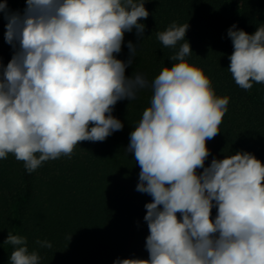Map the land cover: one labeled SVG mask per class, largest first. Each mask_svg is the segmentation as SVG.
I'll use <instances>...</instances> for the list:
<instances>
[{"label": "clouds", "instance_id": "9594fccd", "mask_svg": "<svg viewBox=\"0 0 264 264\" xmlns=\"http://www.w3.org/2000/svg\"><path fill=\"white\" fill-rule=\"evenodd\" d=\"M0 12L14 49L6 67L0 64V160L11 153L31 174L46 161L70 158L80 142L121 131L115 105L150 87V107L126 149L141 169L136 190L152 197L144 216L149 258L114 264H264V162L239 151L205 167L207 141L220 132L229 98L218 97L203 70L186 60L193 52L188 23L156 33L166 48L184 43L170 58L175 63L149 82L140 73L126 76L138 44L128 41L127 61L117 58L125 33L143 37L144 0H26L23 13L4 0ZM228 37L235 83L244 90L264 84V26L249 34L234 24ZM4 243L14 247L10 264H40L26 237L9 232Z\"/></svg>", "mask_w": 264, "mask_h": 264}, {"label": "trees", "instance_id": "16d2710c", "mask_svg": "<svg viewBox=\"0 0 264 264\" xmlns=\"http://www.w3.org/2000/svg\"><path fill=\"white\" fill-rule=\"evenodd\" d=\"M149 12L143 37L125 33L122 51L117 58H129L128 41L138 44L135 60L126 76L143 74L151 82L179 50L164 47L156 33L165 31L173 22L189 24L186 39L192 53L186 60L203 70L211 80L218 97H228V111L219 133L207 141L214 158L239 151L249 152L264 162V84L254 83L249 90L240 88L228 71L229 56L234 48L228 29L236 25L249 34L264 26V0H144ZM25 7H19L23 13ZM11 45H0V64L6 67L12 59ZM151 88L138 98L117 102L111 115L124 123L102 142L91 143L84 164L66 171L42 165L29 174L22 161L12 170L14 187L5 194L9 227L13 235L27 234L28 247L40 256V264H114L117 258L148 259L146 238L150 234L144 216L145 205L152 202L149 194L136 190L141 171L134 153H127L130 133L138 125L143 111L150 107ZM203 169L197 172L202 173ZM50 206L41 207L43 198ZM33 204V205H32ZM49 209V211H48ZM32 211L34 219L26 218ZM51 210V211H50ZM218 209L213 207V219ZM180 214L178 213V216ZM9 233L7 232V237ZM20 236V235H19ZM7 239V238H6ZM0 241V264H10L14 247ZM37 241H48L51 248Z\"/></svg>", "mask_w": 264, "mask_h": 264}, {"label": "rangeland", "instance_id": "374dc122", "mask_svg": "<svg viewBox=\"0 0 264 264\" xmlns=\"http://www.w3.org/2000/svg\"><path fill=\"white\" fill-rule=\"evenodd\" d=\"M0 3H4V0H0ZM8 8L12 12H16L19 10V7L26 8V0H7ZM6 24L7 20L4 18V13L0 12V45L1 46H7L8 43L5 41V32H6ZM2 71V69H0ZM92 141H82L80 142V145L77 144L75 147L71 157L67 156H61L60 158L56 160H49L42 164V167H51L55 168L57 170L66 171L68 169H71L75 165H81L84 164V161L88 155V151L91 148ZM17 165V160L15 159L13 154H9L7 159L0 160V241L7 238V228L8 220H6V216L8 215V204L6 201L5 194L9 193V190L14 187V175L12 173V170ZM43 198L40 205L41 207H46L47 205L50 206V202L48 199ZM33 205V204H32ZM49 211V209H48ZM51 211V210H50ZM26 218L28 217L30 219H34L35 215L32 211H26ZM20 236L26 237L27 234L25 232L19 233ZM29 251L31 252L34 248L33 245L30 244L28 247Z\"/></svg>", "mask_w": 264, "mask_h": 264}]
</instances>
